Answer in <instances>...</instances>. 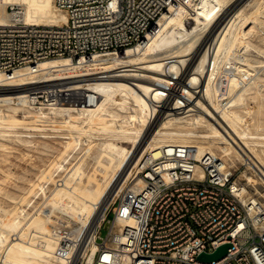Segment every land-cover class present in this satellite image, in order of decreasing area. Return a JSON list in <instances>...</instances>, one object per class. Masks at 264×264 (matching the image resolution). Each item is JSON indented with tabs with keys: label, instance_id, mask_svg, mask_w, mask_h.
Returning <instances> with one entry per match:
<instances>
[{
	"label": "bare ground",
	"instance_id": "6f19581e",
	"mask_svg": "<svg viewBox=\"0 0 264 264\" xmlns=\"http://www.w3.org/2000/svg\"><path fill=\"white\" fill-rule=\"evenodd\" d=\"M234 1L192 0L188 6L171 9L144 46L127 48L122 54L97 56L80 64L68 58L49 59L41 61L36 71L28 67L0 70V138L44 151L58 149L60 141L62 160L55 162L57 168L66 158L64 154L83 145L76 162L65 167L64 189L55 186L48 190L50 194L44 191V200L33 212L45 219L59 209L65 211L79 223L72 237L75 245L89 238L102 217L94 237L101 240V223L113 202L131 178L140 180L135 173L142 158L147 154L157 158L161 147L172 144H195L201 154L209 151L232 166L245 159L264 171V70L258 69L264 66V59L250 61L244 56L250 44L264 52V46L252 40L257 33L264 35V10H252L249 0L231 9L226 18L225 9ZM188 15L196 24L179 37ZM11 19L60 26L68 15L55 0H0V25ZM199 47L200 54L194 58ZM220 77L226 81L225 92L220 91ZM21 86L24 89H16ZM54 90H84L99 98L93 107L66 104L50 96ZM41 96L47 102H41ZM75 121L95 127L98 138L84 139L76 126V135L66 130ZM47 125L50 127H44ZM66 136L72 140H64ZM87 157L100 163L107 174L100 181V172L93 175L97 178L88 177L92 190H78L75 180L86 176ZM255 187L257 200L264 203L263 188ZM7 195L17 201L15 195ZM19 209L20 213L26 211L25 206ZM33 212L0 214V263L77 264L74 245L65 249L54 237L38 236L43 227ZM113 225L116 231L122 227L118 222ZM96 250L97 245L92 244L82 249V256L89 260L85 262L91 263Z\"/></svg>",
	"mask_w": 264,
	"mask_h": 264
},
{
	"label": "built area",
	"instance_id": "2783aa9c",
	"mask_svg": "<svg viewBox=\"0 0 264 264\" xmlns=\"http://www.w3.org/2000/svg\"><path fill=\"white\" fill-rule=\"evenodd\" d=\"M191 1L55 0L68 15L64 25H28L17 19L0 25V70L36 71L49 59L80 64L122 54L144 46L164 15ZM218 81L225 92L226 81ZM49 94L56 102L92 107L99 98L84 90ZM200 152L195 144H172L161 147L157 158L145 155L135 173L140 180L126 183L101 223L107 232L100 241L94 239L93 260L77 264H264V203L257 200L255 187L264 193V171L245 159L232 166L216 154ZM117 222L119 231L113 225ZM72 232L64 224L57 227L60 246L74 245L80 259L88 242L75 245ZM225 244L230 247L222 259L199 260Z\"/></svg>",
	"mask_w": 264,
	"mask_h": 264
},
{
	"label": "rangeland",
	"instance_id": "374dc122",
	"mask_svg": "<svg viewBox=\"0 0 264 264\" xmlns=\"http://www.w3.org/2000/svg\"><path fill=\"white\" fill-rule=\"evenodd\" d=\"M250 1H251L250 8L252 10L254 9L255 11H258V12L264 10V4H263L264 0H257V1L250 0ZM250 1L249 0H235L234 2L230 3V5H228L225 9L226 11L224 13L225 17L226 18L230 17L229 12H231L230 11L231 9L235 8L236 6L240 4L248 3ZM195 24H196V20H194L191 15L186 16V19L183 22V26H180L181 33L179 37L181 36V34L185 33L186 30L192 29ZM263 36H264L263 33H257L256 35H253L252 40L257 45L264 46ZM208 37L209 35L204 37V43L208 40L207 39ZM209 44H207V48ZM200 47L197 49V52L194 54L195 56L194 58H196L198 53L200 54ZM237 48H238V45H237ZM212 49L213 48H211L212 52H210L209 54L210 57L213 56ZM244 56L250 61L255 60V59L260 60V59H264V52L260 49V47L250 44L249 50L245 51ZM261 68L264 70V66L258 67V69H261ZM184 73H187V70ZM180 79H181V73H180ZM24 87L25 86L16 87V89H20V88L24 89ZM196 89H198L196 92L200 91L199 87L195 88V90ZM41 97H45V96H41ZM40 101L47 102V100L44 101V99L43 101L42 100ZM45 123L49 124L50 122H45ZM71 124L74 125V123H70L69 125ZM81 125L82 127L84 126L83 129H86L85 131H87V129L89 131L85 132L83 129H80L82 128ZM87 125L88 124L86 123L84 125V123L82 124V122L80 123L76 122L74 126L71 125L70 127H67L68 129L66 128V130L71 131L70 133L72 134H75V133L78 134L77 132H80L78 135L82 134L83 138L85 137L84 139H86V136H94V138L95 136L97 137L98 135L96 134H98V132L96 128L94 127L90 129L91 127L88 128L89 125L88 126ZM75 126L78 129L77 132H74L77 130V129H74ZM44 127L48 128L50 127V125H47ZM81 130L85 134H83ZM44 131L51 132L49 130H44ZM99 134L102 135L101 133ZM66 137H68L69 139L65 138L64 140L66 139L67 141L72 140L70 139L71 136H66ZM124 145L128 146L129 143H124ZM61 146H62V143L60 141H57L56 147L59 149L61 148ZM82 148H83V145H78L75 149L73 150L71 149L69 152L64 154L66 158L62 161V165L57 168L55 162H57V160H62L59 158L60 155L58 154L59 152L58 149L53 148V149H47L44 151L43 148H39V149L32 148L22 143L15 144L13 141L4 140L0 138V189H1L0 214L4 212H12V211L14 213L16 212L15 214H20L21 216H24L23 214H26V215L30 214L34 211L35 205L38 202L40 203L44 200L41 198V197H44V191L48 192L47 194H50L51 191H48V190H52L53 188H55V186H56V190L64 189L63 187L65 186V184L63 183H66L67 180L62 181L61 178H63V175L65 174V167L70 168L73 165V163L76 162V158L79 156L80 152L82 151L81 150ZM101 169L102 167L100 163H94L92 157H87V162H86L87 173H86V176L84 175L82 177V179L75 180V182L77 183L76 187H78L77 189L80 190V189L88 188L89 190H92L90 188L91 184L87 181V179L88 177L90 178L96 177L93 175L94 174L97 175L99 172H100V178H98V180L106 176L107 172L105 170L101 171ZM40 185H44L43 186L44 189L41 190L39 188ZM7 194L15 195L16 197H18L17 201L16 199H15L16 201L15 202L14 200L8 198ZM51 195L54 197L56 195V192L55 193L53 192ZM16 204L18 206H16ZM21 206H25L26 211H24V213L22 212L23 214L20 213L19 208H21ZM33 216H34V219H36L37 221L39 219L37 223L43 227V232H41L38 236L54 237L56 238V240L59 241L58 239L59 234L57 233V227H59L61 224L67 225L71 229H73V232L70 235L71 238L76 236L77 234L79 223L74 221L71 218H68L66 215V212L63 210L59 209L57 213L55 214L52 213L49 218H45V219L40 218L38 213H35V212H33ZM64 217H67V218H64ZM101 219L99 218V221H97L93 225V229L91 230L89 238H87V240L84 241V242H88L86 246L89 244L97 245L96 241H100V239L94 238V235L96 237L95 231L98 228ZM52 225H54L55 227H52ZM106 232L107 231L104 228L102 230V235L105 236ZM94 239H96V241ZM83 240L84 238L82 239V241ZM84 242H81V243H84ZM82 259L84 261H89L88 258L84 259V256H81L80 259L77 260V263L79 260H82Z\"/></svg>",
	"mask_w": 264,
	"mask_h": 264
},
{
	"label": "water",
	"instance_id": "95a60500",
	"mask_svg": "<svg viewBox=\"0 0 264 264\" xmlns=\"http://www.w3.org/2000/svg\"><path fill=\"white\" fill-rule=\"evenodd\" d=\"M230 247V244H225L219 247L217 250H215L212 253H202L198 258L201 261L204 262H213L218 261L222 259L226 254L228 253V248Z\"/></svg>",
	"mask_w": 264,
	"mask_h": 264
}]
</instances>
